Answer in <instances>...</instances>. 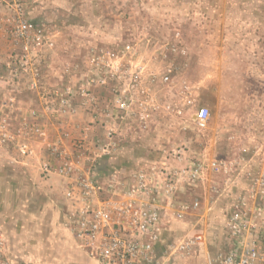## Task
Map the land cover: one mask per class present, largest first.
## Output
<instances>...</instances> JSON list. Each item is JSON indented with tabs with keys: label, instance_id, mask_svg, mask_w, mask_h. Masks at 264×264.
Instances as JSON below:
<instances>
[{
	"label": "rangeland",
	"instance_id": "374dc122",
	"mask_svg": "<svg viewBox=\"0 0 264 264\" xmlns=\"http://www.w3.org/2000/svg\"><path fill=\"white\" fill-rule=\"evenodd\" d=\"M24 21L33 29L21 40L15 28ZM201 107L209 112L204 130L193 123ZM111 137L132 151L123 161L134 165L207 169L212 160L227 161L228 174L205 172L197 185H227L223 197L247 200L264 171V0H0V153L7 175L26 170L30 179L38 168L50 176L44 164L64 162L72 178L91 175ZM54 144L63 151L60 162ZM28 192L21 185L10 201ZM215 248L207 249L211 257ZM54 257L56 264L71 259Z\"/></svg>",
	"mask_w": 264,
	"mask_h": 264
},
{
	"label": "built area",
	"instance_id": "2783aa9c",
	"mask_svg": "<svg viewBox=\"0 0 264 264\" xmlns=\"http://www.w3.org/2000/svg\"><path fill=\"white\" fill-rule=\"evenodd\" d=\"M32 29L30 23L19 22L15 33L26 40ZM35 44L40 45L39 38ZM115 58V54H109L111 68ZM119 107L125 108V103L121 102ZM208 117V109L199 108L193 118L195 127L206 129ZM36 133L45 136L39 128ZM110 147L102 148V152L108 154ZM51 151L60 162L61 148L54 144ZM175 155L181 160L182 149ZM231 165L224 160H212L207 169L203 164L178 169L151 167L138 170L123 181H111L107 187L89 173L72 178L71 166L65 162L44 164L43 172L66 180V226L78 248L95 264H196L200 253L205 254V264H264V171L250 186L247 200L233 203L234 209L225 212L226 246L217 250L213 257L207 252L205 235L199 231L185 233L167 246L159 247L160 223L167 212L175 220L182 221L185 214L200 210L198 198L178 200L180 190L195 188L205 172L228 174ZM226 186L217 188L209 181L205 188L207 199L221 197ZM0 264L25 263L10 260L0 242Z\"/></svg>",
	"mask_w": 264,
	"mask_h": 264
},
{
	"label": "crops",
	"instance_id": "0c3cea01",
	"mask_svg": "<svg viewBox=\"0 0 264 264\" xmlns=\"http://www.w3.org/2000/svg\"><path fill=\"white\" fill-rule=\"evenodd\" d=\"M111 141H113L112 145L116 143V147L112 148V152L109 150L107 157L105 156L98 164L97 170L91 173V176H94L105 187L111 181H123L136 171L148 170L158 163L141 162V164L134 165L133 161L124 162L123 159H126L124 157H134L132 151L127 146L118 145L121 141L115 137ZM181 149L185 154V150ZM2 159L3 156L0 153V242L6 248L8 258L27 264H56L57 259L54 256L62 252L71 258L69 260L64 258V264H89L90 262L95 264L78 248L76 241L64 228L68 211H65L67 204L64 198L66 182L55 175L42 177L38 168L34 170V176L30 179H28L26 170H21L17 177L11 178L7 175ZM160 167H155V169ZM13 183L18 185L11 186ZM21 185L30 192L26 193V197L19 203L10 201V198L20 191ZM200 188L198 184L195 188L185 187L180 190L178 200L191 201L193 198H198L201 200L200 210L185 214L182 221L175 220L167 212L160 223L159 247H165L173 239L175 241L185 233L194 231L203 233L206 240H213V243L210 241V246L207 241V249L208 247L214 249L216 243V252L226 246L224 214L232 209L233 201L228 196L207 199L206 189L203 187L200 190ZM239 188L233 186L232 191L235 192ZM172 223H176V226H168ZM66 239L71 248L66 246ZM202 254H199L197 264L203 261ZM73 255L78 257L74 260ZM198 259L201 260L198 261Z\"/></svg>",
	"mask_w": 264,
	"mask_h": 264
}]
</instances>
